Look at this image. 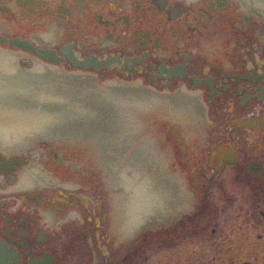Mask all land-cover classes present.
<instances>
[{
    "label": "flooded vegetation",
    "instance_id": "obj_1",
    "mask_svg": "<svg viewBox=\"0 0 264 264\" xmlns=\"http://www.w3.org/2000/svg\"><path fill=\"white\" fill-rule=\"evenodd\" d=\"M0 50L55 116L0 137V264H264L261 12L0 0Z\"/></svg>",
    "mask_w": 264,
    "mask_h": 264
},
{
    "label": "water",
    "instance_id": "obj_2",
    "mask_svg": "<svg viewBox=\"0 0 264 264\" xmlns=\"http://www.w3.org/2000/svg\"><path fill=\"white\" fill-rule=\"evenodd\" d=\"M243 1L248 9L252 11H259L264 16V0ZM15 43L26 48L34 47L33 45H31V43H29V41L26 40H16ZM37 51L40 55L46 56V51H44L43 49H39ZM16 59V54L5 50H0V70L18 74L16 66L13 65ZM39 69H43V67L39 66L38 70ZM7 78L9 77H6L4 74L0 73V137L3 140L2 142H12L13 140L19 141L23 139V137L33 139L36 136L49 135L51 133L50 128H44L47 126H51L52 121L55 117L54 114L48 113L45 110L41 109H39L38 111L36 109L19 106L20 104L23 105V102H25L23 101L24 99L22 98V96L29 93L39 94V92L35 91V89H31L32 87L30 86L25 88L23 83H21L17 79L8 80ZM12 95H15V97L11 98L10 96ZM130 100L132 101V99ZM13 102H18L17 107ZM30 175L27 174L24 176V178L26 180H30V178L35 174L34 172H31ZM139 207L140 204L138 208Z\"/></svg>",
    "mask_w": 264,
    "mask_h": 264
},
{
    "label": "bare ground",
    "instance_id": "obj_3",
    "mask_svg": "<svg viewBox=\"0 0 264 264\" xmlns=\"http://www.w3.org/2000/svg\"><path fill=\"white\" fill-rule=\"evenodd\" d=\"M239 1H241V2H242V4H243V7H244V8H247V9H248V7L246 6V4L244 3V1H243V0H239Z\"/></svg>",
    "mask_w": 264,
    "mask_h": 264
}]
</instances>
